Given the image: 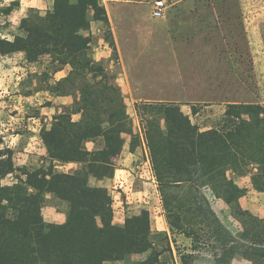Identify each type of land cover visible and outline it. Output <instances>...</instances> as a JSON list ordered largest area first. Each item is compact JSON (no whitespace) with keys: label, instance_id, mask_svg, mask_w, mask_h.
Listing matches in <instances>:
<instances>
[{"label":"trees","instance_id":"16d2710c","mask_svg":"<svg viewBox=\"0 0 264 264\" xmlns=\"http://www.w3.org/2000/svg\"><path fill=\"white\" fill-rule=\"evenodd\" d=\"M98 21L104 24L105 39L118 58L101 0H56L54 11L31 9L23 19V36L14 41L0 39V55L24 53L33 62L48 56L54 74L69 68L65 78L45 90L74 97L73 104L54 117L51 128L42 129L49 167L24 169L14 183L3 184L21 169L15 150L0 140V264H108L142 255L148 257L135 264H165L161 258L166 252L174 261L170 236L153 230L148 211L130 215L118 225L109 189L91 185V178L114 177L115 160L122 155L128 136L132 150L142 144L121 87L103 63L90 55L92 24ZM138 107L143 118L159 123L147 131L146 140L161 191L166 194L189 184L210 188L237 221L246 225L247 218L252 219L255 264H264V219L243 209L240 200L246 190L230 187L229 176L250 175L255 190L264 194V105L228 104L222 121L208 130L193 124L175 102H143ZM100 139L104 147L89 151L87 144ZM71 163L79 168L72 172L58 168ZM48 195L57 207H66V223L45 220ZM193 206L194 202L187 206L180 200L174 207L168 200L166 210L173 233L182 231L200 241L197 234L204 232V226L198 221L200 206ZM161 240H167L168 246L159 251ZM214 240V257L220 262L233 245Z\"/></svg>","mask_w":264,"mask_h":264},{"label":"rangeland","instance_id":"374dc122","mask_svg":"<svg viewBox=\"0 0 264 264\" xmlns=\"http://www.w3.org/2000/svg\"><path fill=\"white\" fill-rule=\"evenodd\" d=\"M152 2L101 0L106 10L117 5L127 7L122 15L133 16L136 20L135 25H124L125 35L120 33L125 59L120 55L117 58L111 50V57L102 61L115 80L123 78L127 72L130 80L142 83L141 93L148 92L166 98L165 102L177 103L191 117L193 124L202 130L220 123L228 104L264 105V0H168L166 16L156 21L151 17ZM27 15L29 12L23 13L18 2L0 0V39L14 41L17 36H23L25 33L21 27ZM95 23L101 26L100 35L106 40L104 24ZM154 30H163V36L155 40L151 34L143 35ZM92 39L90 55L94 58L102 44L95 42L94 34ZM137 43L143 46L137 47ZM51 62L48 56L33 62L24 53L0 55V140H3V146L15 150V162L21 169L17 174L6 177L3 184L14 183L16 175H21L24 169L50 165L41 132L44 127L51 128L54 117L65 106L61 104L63 96L45 89L50 84L55 86L56 80L70 72L66 68L64 73L54 74ZM143 102L136 101L135 106H127V109L135 133L139 136L143 133L146 139L147 131L155 129L159 123L143 118L139 113L138 106ZM79 119L80 116H75L76 121ZM161 128H165L164 121ZM130 140L128 136L126 146L130 145ZM103 147L101 139L87 144L89 151ZM117 159L115 163L118 166ZM229 176L232 178L230 187L239 185L246 190L240 200L243 209L254 217L264 219V194L255 190L251 176L238 178L234 173ZM249 185L251 188H248ZM158 190V206L163 204L165 210L168 200L173 202L174 207L180 200L187 206L194 202V209L200 206L198 221L204 226V232L198 231L197 234L200 241L187 237L182 231H174V261L166 252L161 258L163 263L255 264V248L251 243L255 237L252 219L247 218L246 225L237 221L231 215L229 206L219 202L210 188L189 184L180 189L167 190L165 194L159 185ZM109 191L113 197L115 219L117 215L118 220L123 209L128 217L144 210L150 214L149 209L156 206L148 203L151 201L149 198L148 202L119 205L110 188ZM53 201L48 198L49 206L54 207ZM65 208L62 206L59 209ZM193 214V217L197 216ZM214 239H220V245L225 242L233 245L231 252L220 262L214 257ZM167 246V240L165 243L161 240L158 249L162 251ZM147 257L145 255L141 260L132 258L128 264Z\"/></svg>","mask_w":264,"mask_h":264},{"label":"crops","instance_id":"0c3cea01","mask_svg":"<svg viewBox=\"0 0 264 264\" xmlns=\"http://www.w3.org/2000/svg\"><path fill=\"white\" fill-rule=\"evenodd\" d=\"M4 1L6 3L18 2L19 5L21 6L22 12L25 14H27L31 9H38L41 11H51L56 7V0H4ZM124 8L127 7L122 5H117V6H113L110 9L109 8L107 9L112 31L114 33V38L117 43L118 52L123 59H125V56L123 53V49L121 47L120 33L122 35H125L124 25L126 23H131V24L133 23L135 25L136 22V20L134 19L135 17L122 15V13L125 12ZM154 20L156 21L159 19H154ZM168 28L171 29V27ZM101 30H102L101 26L97 23L93 24L91 29V34L92 35L94 34L96 38L95 42H97V44H102L101 48L98 49L94 54L95 60L99 62L109 59L111 57V50H112L109 43L106 40L102 39L100 35ZM167 31L169 32V30ZM163 33H164L163 30H154L153 32L144 33L143 35L146 37L147 35L151 34V36H153L156 40L162 37ZM136 45L137 47L143 46L140 43H137ZM62 73H64V71L59 72V74ZM67 75L68 74L62 75L60 79L65 78ZM115 81H117V84L121 87L123 93L125 94L127 106L129 108L133 107L132 105L135 106L136 101L138 102L167 101L166 98L153 96L148 92L141 93L142 92L141 86H143L142 83L139 82L138 80H135V82L130 80V76L127 74V72L123 74V78L116 79ZM168 101H177V100H168ZM73 102H74V98L72 96H63L61 100V104H63L64 106L72 105ZM141 137H142L141 139L142 145L139 146L136 150L131 149V140H130V145L125 147L122 155L117 159L118 166L115 171V175L112 179H107V180L97 179L98 181L96 179H92L91 183H93V186L107 187L108 189L110 188L111 192L115 195L114 198L116 199V201H118L117 204L119 205L125 202H127L128 205H133L135 203L147 201V199L149 198L151 201L149 202L147 201V202L149 204L156 205L154 207L152 206L149 209L151 215V225L153 230L161 232L166 235L168 234L170 238H172L171 241H173V235H175V233H173V230L169 223L168 214L164 209L163 204L161 205L159 204L158 206V198L156 196H158L159 194V190H158L159 182L155 175L148 143L143 133H141ZM60 168H62L61 170L66 169L64 170L65 172H72L74 168H76L75 170H77L79 168V165L75 163H71V164L61 165L59 169ZM119 184H121V186H119ZM248 188H251V185H249ZM48 198L49 200L52 201L54 200L52 199L53 197L51 196H49ZM219 202H224V201L219 199ZM52 203L54 204V207L49 206L50 204H48L47 207L43 209V215L45 216V220L48 223H52V224L61 225L66 223L67 221L66 208L65 210H61L59 209V207H57L56 201H53ZM119 215L121 218L118 220L116 215L115 222L123 225L127 219V213L125 212V209H123L119 213ZM143 256L145 255L135 256L133 258H137V260H141ZM108 264H128V261L110 262Z\"/></svg>","mask_w":264,"mask_h":264},{"label":"built area","instance_id":"2783aa9c","mask_svg":"<svg viewBox=\"0 0 264 264\" xmlns=\"http://www.w3.org/2000/svg\"><path fill=\"white\" fill-rule=\"evenodd\" d=\"M168 0H153L151 16L153 19L164 18L168 12ZM121 186V184H119Z\"/></svg>","mask_w":264,"mask_h":264}]
</instances>
